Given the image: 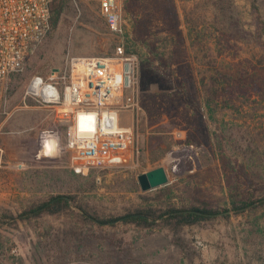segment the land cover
<instances>
[{"label": "rangeland", "instance_id": "1", "mask_svg": "<svg viewBox=\"0 0 264 264\" xmlns=\"http://www.w3.org/2000/svg\"><path fill=\"white\" fill-rule=\"evenodd\" d=\"M256 5L123 0V39L139 57L137 159L82 175L70 167L56 108L30 96L28 85L63 69L70 55L111 53L118 36L98 0L64 1L57 23L0 92V264H264V204L176 233L98 225L78 214L79 206L107 217L182 198L224 210L238 194L264 195V90L255 92L249 76L256 70L264 81V0ZM209 48L212 64L205 63ZM212 69L241 83L208 103L204 75ZM122 117L131 121L130 113ZM160 165L167 183L141 191L137 174ZM57 194L72 197L65 211L23 214Z\"/></svg>", "mask_w": 264, "mask_h": 264}, {"label": "built area", "instance_id": "2", "mask_svg": "<svg viewBox=\"0 0 264 264\" xmlns=\"http://www.w3.org/2000/svg\"><path fill=\"white\" fill-rule=\"evenodd\" d=\"M52 1L0 0V92L49 32ZM98 3L108 31L118 36L112 52L70 55L63 69L34 75L27 90L56 108L70 167L82 175L137 159L139 57L123 39V0ZM125 113L129 123L122 121ZM1 155L0 147V162Z\"/></svg>", "mask_w": 264, "mask_h": 264}, {"label": "trees", "instance_id": "3", "mask_svg": "<svg viewBox=\"0 0 264 264\" xmlns=\"http://www.w3.org/2000/svg\"><path fill=\"white\" fill-rule=\"evenodd\" d=\"M64 1L65 0H59L54 6H52L51 23H57L64 6ZM53 2L54 0L52 1V4ZM251 3L252 7L257 10L258 7L256 5V0H251ZM226 33V29L222 28L218 32V36L222 39L223 35H226ZM198 34L199 33H197L196 37ZM260 44L264 50V36ZM125 46L128 50L129 45L127 42H125ZM207 50L208 56H206L207 61L205 63L212 64L215 62L212 60L214 50L210 48ZM215 60L217 59L215 58ZM212 71H214V73L208 70L207 74L204 75V77H208L207 89L209 90L208 94L210 96L207 98L208 103L213 101V99L218 98L220 95H230V93L234 92L233 90H235V88L240 87L241 83V81L238 83H234V81H232V77H235V74L230 71H225L223 69H212ZM249 76L253 77L252 82L255 92L263 91L264 81L260 79L261 75L254 70L249 74ZM219 77H221L222 80H219ZM222 82L225 83L224 87L220 85ZM232 85L235 87H232ZM71 198V196H65L62 194L52 195L45 200L31 205L29 208L25 209L23 214L25 216H38L42 213L54 214L60 211L62 212L70 207L69 204ZM255 202H258L256 204L259 205L264 204V195L255 194L254 191H248L242 195L238 194L235 199H231V208H225L224 210H219L218 208L213 207L207 200L198 198L190 200L188 198H182L180 203L171 202L169 200L163 201L159 204L146 203L145 205H139L134 208H127L122 213L107 217L100 216L95 212H89L84 207L79 206L78 214L82 219L89 220L90 222L98 225H113L122 223L131 224L139 228L151 229L156 227L159 229H165L171 233H176L186 226L210 220L217 214L224 213L231 209L235 212L239 211L237 209L244 208ZM225 216H228V214Z\"/></svg>", "mask_w": 264, "mask_h": 264}, {"label": "water", "instance_id": "4", "mask_svg": "<svg viewBox=\"0 0 264 264\" xmlns=\"http://www.w3.org/2000/svg\"><path fill=\"white\" fill-rule=\"evenodd\" d=\"M136 178H137V182H138V185L141 191H148V190L157 188L167 183L168 181L167 172L165 170V167L162 165L154 167L144 172H140L137 174ZM258 202H255L251 205H248L244 208L237 209V210H243L252 205H255ZM230 211H233V210H229L226 212H230Z\"/></svg>", "mask_w": 264, "mask_h": 264}]
</instances>
